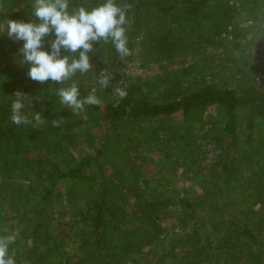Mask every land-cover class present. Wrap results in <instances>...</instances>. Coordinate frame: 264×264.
<instances>
[{
	"label": "trees",
	"instance_id": "trees-1",
	"mask_svg": "<svg viewBox=\"0 0 264 264\" xmlns=\"http://www.w3.org/2000/svg\"><path fill=\"white\" fill-rule=\"evenodd\" d=\"M101 2L72 0L73 6L88 8ZM124 2L131 5L127 36L132 55L122 60L111 44L94 42V52L89 53L91 63L109 64L117 58L125 65L137 45L142 53L167 58L178 52L217 46L221 35L233 24L236 10L231 0ZM0 3L3 5L0 22L12 19L39 23L32 15L31 0H0ZM52 38L45 37L44 50L50 51L48 41ZM22 46V41L0 39V192L4 193L7 204L5 207L0 200L1 235L8 234L11 222L19 216L32 224L31 235L36 248L41 245L49 255L57 251L63 238L54 235L51 223L54 207L62 196L57 186L66 183L67 192L82 201L85 211L88 237L84 253L79 257L80 264H148L141 257L146 248L145 240L130 223L145 222L148 218L159 220L169 204L158 195L143 199L137 188L140 166L130 155L132 144L135 145L132 141L137 136L134 124L141 132L139 126L145 121L174 120L179 115L176 118H182L186 126L201 119L210 107L216 109L214 140L220 144L227 140L238 164L250 171L243 191L254 184L264 190V80L234 88L194 76L195 82L188 84L186 78L180 76L190 74L194 65H189L172 74L174 83L162 76L132 83L125 89L127 96L105 110L104 119L109 128L96 154L72 164L71 149L76 145L77 127L82 121L69 117L57 90L75 82L83 98L86 93L79 82L80 73L63 84L51 80L44 84L35 82L27 76L31 65L21 63L19 49ZM67 54L62 51V55ZM105 58L109 61L102 62ZM17 91L26 94L22 110L30 121L26 125L17 126L10 120L11 104ZM35 113H40L45 121L37 124ZM54 119L61 120L59 127L52 126ZM27 159L29 165L24 166ZM22 174L24 182L17 180ZM228 183L227 178H222L215 185L223 193ZM129 196H137L140 204L131 202L133 209H128ZM199 204L203 202L187 201L185 206ZM228 206L224 197L217 199L212 195L209 198V211H215L220 219L225 216L231 222L235 217L242 221L236 228L225 229L211 239L202 252V261L205 264H264V227L261 225L264 212L243 204L230 214L225 211ZM20 211L23 213L18 215ZM186 242L190 248H195L196 234H188ZM11 245L9 253H15L17 262L19 256L11 250ZM184 259L185 254L179 256V261L170 263L162 256L158 264H189Z\"/></svg>",
	"mask_w": 264,
	"mask_h": 264
},
{
	"label": "rangeland",
	"instance_id": "rangeland-1",
	"mask_svg": "<svg viewBox=\"0 0 264 264\" xmlns=\"http://www.w3.org/2000/svg\"><path fill=\"white\" fill-rule=\"evenodd\" d=\"M231 2L236 7L233 24L221 35L217 46H203L187 53L178 52L167 58L142 53L137 45L131 60L125 65L117 58L112 61L105 58L102 62L109 61V64L95 65L92 62L93 67L89 72L79 74V82L86 93L84 97L94 94L99 98L100 104L86 105L85 110L77 115L65 107L70 118L82 121L77 127L76 145L71 149L74 158L72 164L96 154L109 128L104 119L105 110L108 105H116L121 98L117 89L125 90L132 83L159 76L174 83L172 74L189 65H194L190 74L180 76L185 77L188 84L189 81L195 82L194 76H201L204 80L214 81L223 87L234 88L264 80V3L262 0ZM0 39L21 42L7 36L6 22H0ZM102 71L111 77L106 88H101L98 83ZM72 85L76 83L71 82L70 86ZM215 114L216 109L210 107L201 119L186 126L181 122L182 118H176L179 115L174 120L145 121L139 126L141 132H138V127L134 124L137 136L132 141L135 145L132 144L130 155L140 166L137 188L143 199L145 196L152 199L158 195V198L169 204L166 211L160 214L159 220L148 218L145 222L130 223V227L145 240L146 248L141 257L148 264H158L162 256H166L170 263L179 261V256L183 254L184 261L189 264H205L202 252L211 239L225 229L236 228L242 221L236 217L232 222L225 216L220 219L215 211H209L208 201L212 195L217 199L224 197L229 205L225 211L230 214L243 204L257 212H264L263 188L254 184L243 191L244 186L248 185L250 171L238 164L227 140L222 141V144L214 140V127L217 125L214 123ZM262 160L264 163V158ZM28 165L29 159L24 166ZM225 165L227 168H224ZM222 178L229 180L223 193L215 185ZM17 180L24 182L23 174ZM68 189L66 183L57 186L62 196L54 207L51 230L54 235L63 239L59 242L58 250H54L52 254H46L41 245L39 249L36 248L30 222L19 216L11 222L8 234L16 235L15 243L11 245V250L16 251L19 256L16 264H80L79 257L84 253V243L88 237L85 211L82 201L76 195L71 196ZM3 197L4 193L0 192V200L7 207ZM129 199L128 209H133L131 202L138 205L141 202L137 196H129ZM187 201L203 204L187 208ZM17 213L20 215L23 212ZM261 225L264 227V222ZM193 233L198 242L192 249L186 239L188 234ZM262 235L264 236V230ZM172 255L178 258L173 259Z\"/></svg>",
	"mask_w": 264,
	"mask_h": 264
},
{
	"label": "clouds",
	"instance_id": "clouds-1",
	"mask_svg": "<svg viewBox=\"0 0 264 264\" xmlns=\"http://www.w3.org/2000/svg\"><path fill=\"white\" fill-rule=\"evenodd\" d=\"M31 7L32 15L39 23L8 19L7 36L23 41L19 49L21 63L31 65L27 76L35 82L44 84L51 80L63 84L77 73L89 72L93 67L89 53L94 52V42L111 44L122 60L132 55L127 36L131 25L128 15L131 5L124 0L119 4L117 0H102L92 8L73 6L72 0H31ZM2 8L0 3V10ZM45 37H54L48 41L50 51L44 50ZM62 51L69 54L62 55ZM110 80V75L102 71L98 83L101 88H106ZM117 91L121 98L127 96L125 90ZM57 95L60 103L74 115L83 112L86 105L100 104L94 94L81 98L76 85L58 88ZM25 96L17 91L11 104L10 120L17 126L30 123L22 112ZM34 119L37 124L45 121L40 113H35ZM60 123L61 120L57 119L51 121L54 127H59ZM15 240L14 233L0 235V264H16L15 253H9Z\"/></svg>",
	"mask_w": 264,
	"mask_h": 264
}]
</instances>
